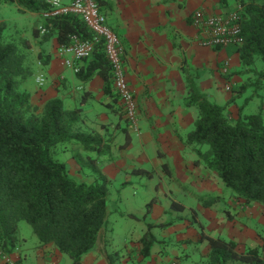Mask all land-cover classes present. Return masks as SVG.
Wrapping results in <instances>:
<instances>
[{
	"label": "crops",
	"instance_id": "crops-1",
	"mask_svg": "<svg viewBox=\"0 0 264 264\" xmlns=\"http://www.w3.org/2000/svg\"><path fill=\"white\" fill-rule=\"evenodd\" d=\"M231 1L102 0L99 9L105 23L123 46L126 79L137 101L136 132L129 129L120 102L114 99V90L112 94L104 91V81L98 73L83 81L73 68L63 64L57 54L59 43L55 36L51 40L53 47L46 53L49 55L47 62L41 64L44 84L39 86L36 83L38 73H33L24 84L33 105L41 107L48 99L58 97L67 110L80 106L78 130L91 136L89 148L85 149L81 143L72 140L59 144L54 152V158H58V154L64 158L62 162L72 178L91 182L96 173H100L107 178L111 188L115 187V180L120 181L123 191L147 187L149 184L144 182V175L133 174L131 170L134 167L144 168L142 164L150 162L152 175L148 178L151 187L156 189L155 201L147 215L150 223L161 222L156 220L161 218L162 212L171 211V201L183 204L184 210L194 211L195 219L187 221L185 217L183 220L184 232L179 230L180 222L160 229L164 230L162 238L165 239L155 236L162 241L161 245L154 244L147 257L140 254L139 264H209L210 247L207 240H199L201 231L206 235L233 240L238 252L256 249L264 258V207L259 203L245 205L242 200H234L215 172L203 165L192 164L197 156L184 140L197 115V109L185 103L188 79L193 80L205 98L223 105L232 96V91L230 94L225 84L229 82L233 87L246 83L248 74H251L248 70L241 71L245 66L239 53L233 50L234 46L213 48L203 46L194 39L192 12L203 8L207 13H225L235 6V2ZM87 63V60L74 61V66L78 68ZM224 66L227 67L226 74L222 71ZM255 95L259 99L258 105H264V95ZM236 99L229 104L231 112V105ZM254 99L252 97L249 103ZM82 100L84 104H81ZM243 110L246 112V108ZM127 140L128 144L121 147ZM163 161L168 165V174L161 167ZM182 184L198 196L197 199H201H196V203L206 201V204L196 207L191 196L185 201L178 199V194H188ZM224 195L227 207L218 206L220 200L214 197L222 198ZM210 197L218 202H209L207 199L210 200ZM142 212L140 215H144ZM121 213L132 214L134 219L140 217L134 214L132 208ZM259 227L263 228L254 229ZM18 245L19 242L13 252L6 254L21 264L63 262V254L52 244L27 243L22 251H19ZM128 245L127 249L125 244L122 257L118 253L117 262H135L132 260L135 255L133 246L131 243ZM99 248L102 250L101 245ZM83 264L107 262L102 252L96 250L84 256Z\"/></svg>",
	"mask_w": 264,
	"mask_h": 264
},
{
	"label": "trees",
	"instance_id": "trees-1",
	"mask_svg": "<svg viewBox=\"0 0 264 264\" xmlns=\"http://www.w3.org/2000/svg\"><path fill=\"white\" fill-rule=\"evenodd\" d=\"M1 1L15 4L21 12L41 15L50 8L46 0ZM232 1L236 4L233 10L237 11L243 39L233 50L239 53L244 66L254 64L256 59L261 61L256 71L257 83L261 84L264 81V0ZM95 2L99 6L102 0ZM40 27L33 28V39L46 41L55 36L57 42L63 44L72 34L80 39L91 36L83 21L73 14L42 16ZM30 48L27 39L13 37L8 33L6 23L0 21V254L7 256L6 253L15 250L19 241L18 222L23 220L31 225L40 244H52L60 254L67 255L72 264H83L84 256L96 250L102 252L107 264H115L119 250L106 252L99 248L106 243L103 240L102 244L100 238L106 235L110 213L107 178L96 173L91 182L77 181L69 175L65 163L54 158L55 148L72 140L89 148L91 136L78 130L81 108L67 110L58 97L48 99L41 107L31 104L30 94L24 88L34 73L29 62ZM48 57L41 51L37 54L40 64H45ZM82 60L88 63L78 67L77 77L87 81L96 72L104 81V91L112 94L111 70L102 41L95 45L88 58ZM187 81L185 103L197 109L194 126L184 138L197 156L192 164L203 165L215 172L234 200H242L245 205L259 203L264 207L262 104L257 112L250 113L240 106L233 116L228 105L246 91L248 84L233 86L228 102L219 105L205 98L192 79ZM114 96L118 100L115 92ZM81 104H84L83 100ZM126 122L129 127L127 119ZM127 144L128 140L121 147ZM161 164L168 174V165ZM131 172L152 175L140 168ZM154 201L152 197L146 202L143 217L150 213ZM170 208L183 211L185 207L171 201ZM174 222L146 223L147 228L140 238L143 257L149 255L154 244L162 243L150 229L166 228ZM199 240L209 243V264H264L258 250L238 252L233 240L206 235L202 231Z\"/></svg>",
	"mask_w": 264,
	"mask_h": 264
},
{
	"label": "rangeland",
	"instance_id": "rangeland-1",
	"mask_svg": "<svg viewBox=\"0 0 264 264\" xmlns=\"http://www.w3.org/2000/svg\"><path fill=\"white\" fill-rule=\"evenodd\" d=\"M231 2H234V1H231ZM235 7H236V4L233 8L232 7L231 8L234 9ZM0 21H4L6 23L8 33L11 34L13 37H22V38L27 39L30 42L31 48L28 50L30 65L32 66V69L35 74L37 73L38 75L42 74L43 68L41 67V64L39 63L37 59V54L40 51L43 54H46L53 47V44L51 43V40L53 37L49 38L46 41L40 38L33 39L32 37L31 32L33 28L40 27L42 24V15L37 14V13H31V12H21L18 10L15 4H10L5 1H1L0 2ZM260 66H261V61L256 59L254 64L245 65V69H241V71L248 70L249 73L251 74H248V79L246 81V84H248V86L246 87V91L238 99L235 98L236 100L234 104L231 105V107L233 108V112H231L229 109L231 114L233 113L236 114L237 109L242 105H243V108H246L247 113L257 112V110L260 109V106L258 105L259 99L256 98L257 95H255L257 93L264 95V84L257 83L259 76L256 74V71ZM229 91H230L229 93L231 94V89ZM252 97H255V99L254 101H251L249 103ZM228 107H230V105ZM262 111L264 113L263 104H262ZM55 159L59 161L64 160V158H60L59 154H58V158H55ZM163 162H166V161H163ZM142 165H144V168L134 167V169L140 168V169H144L152 173L151 171L152 169L150 168V165H151L150 162H145ZM143 180L144 182H147L149 184L147 187L142 186V187H136L134 189L129 188V189H126L125 191H123V189L120 188L119 180L114 181L115 187L113 188H111L110 186H108L109 184H107V191H108V195H107L108 204L107 205H108V209L110 213L107 217V226H106L107 233L104 238L103 237L100 238V242H102V244H103V240H106L105 245H102V250L106 252L119 250L118 253L120 254V257L123 256L125 244L128 249L129 248L128 244L131 243L133 246V251L135 252V255L132 258V260H134L136 264L140 263L139 258H141L140 253H141V248H142L141 240L136 237L142 236V234L145 232L147 228L146 223H150L151 221V219L148 218V216L143 217V215H140V211L143 210L142 213L144 214L145 204H146L145 201L148 202L152 197L153 198L156 197V189L151 187L152 183L150 182L146 174H144ZM181 186L187 190L188 194L184 196L180 193L176 197L180 199L181 201H185L187 200V198L191 196L192 197L191 201L193 200L196 203V199L198 196L193 195L192 192H190L189 188L186 187V185L182 184ZM225 196L226 195H224V197H222L219 202L213 200L211 197H210V200L209 198L207 200L209 202L210 201L218 202V206L227 207L226 206L227 199ZM199 200L201 199H197V201ZM198 204L204 205L206 204V201L197 202L196 207H198ZM228 207L230 206L228 205ZM130 208H132V211L134 212V214H137L138 216H140L138 219H134L125 213L120 214V212L127 211ZM193 212H194L193 210L191 212L189 209L184 210V211H175L171 209V211L169 212L168 211H165L162 213L160 212L161 218H157L156 222H160V221L166 222L169 220L180 222L181 228H179V230L184 232L183 229L185 228V226L183 225V220L186 218H187V221H190L191 218L195 219L196 216L193 217L194 216ZM260 228H263V227L254 228V229L260 230ZM32 230L33 229L31 225L28 224L27 222L23 220L18 222L17 231L19 235V241H18L19 251H22L27 243L33 244L35 242H38V239ZM150 230H151V233L157 237V239H165V238H162L164 230H160L158 227H154ZM103 235L104 234H102V236ZM135 262H131L130 264H134ZM114 263L119 264L116 260ZM61 264H72V262H71V259L67 255L63 254V262ZM235 264H238V263H235Z\"/></svg>",
	"mask_w": 264,
	"mask_h": 264
},
{
	"label": "built area",
	"instance_id": "built-area-1",
	"mask_svg": "<svg viewBox=\"0 0 264 264\" xmlns=\"http://www.w3.org/2000/svg\"><path fill=\"white\" fill-rule=\"evenodd\" d=\"M50 8L42 13L43 17H57L61 15L73 14L78 16L91 33L90 38L80 39L72 34L67 43L58 44L57 54L61 56L66 67L73 68L75 72L78 68L74 66V61L88 58L95 45L102 41L105 56L109 62L111 70V84L120 102L125 118L129 123L131 131H138V111L137 101L134 93L128 85L123 62V46L118 36L106 25L105 17L99 9L95 0H46ZM191 24L194 28V39L208 47L225 48L228 46H238L242 44L241 25L236 10H229L225 13H207L205 9L198 8L191 14ZM41 32L44 31L42 27ZM222 71L226 74L227 67ZM36 83L44 84L45 77L39 74L35 78ZM231 83H226V90H230ZM4 264H18L16 259H12L5 254H1Z\"/></svg>",
	"mask_w": 264,
	"mask_h": 264
}]
</instances>
